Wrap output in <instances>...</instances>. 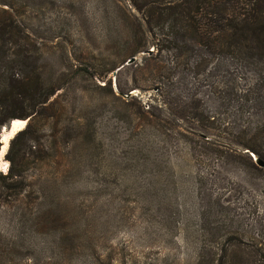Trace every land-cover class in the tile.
<instances>
[{"label": "rangeland", "instance_id": "obj_1", "mask_svg": "<svg viewBox=\"0 0 264 264\" xmlns=\"http://www.w3.org/2000/svg\"><path fill=\"white\" fill-rule=\"evenodd\" d=\"M132 14L129 0H0V19H14L45 54L44 77L65 85L51 98L56 117L35 122L10 154L25 153L30 166L20 189L0 190V264H199L229 242L241 246L231 264H264V173L231 151L264 115L240 118L228 98L256 74L228 57L194 72L198 47L181 38L178 52L151 44L118 66ZM155 97L156 117L140 115ZM197 110L216 128L205 130L209 149L204 131L177 116ZM14 121L0 130L3 176L11 140L29 123ZM64 127L77 142L66 145ZM32 139L48 150L33 155Z\"/></svg>", "mask_w": 264, "mask_h": 264}, {"label": "trees", "instance_id": "obj_2", "mask_svg": "<svg viewBox=\"0 0 264 264\" xmlns=\"http://www.w3.org/2000/svg\"><path fill=\"white\" fill-rule=\"evenodd\" d=\"M129 1L135 10V15L132 14L134 26L128 25L126 29L129 35L125 37V46L121 50L124 55L116 65L120 66L138 53L147 51L151 44L178 52L182 49L178 44L179 38L186 43L192 41L198 47V55L191 63L195 68L194 72L201 71L211 58L219 61L221 58L228 57L242 67H249L256 74L257 77L251 86L244 91L232 87L228 98L229 103L237 104L240 118L249 110L257 115H264V0ZM141 23L147 28L145 35L141 33ZM137 27L140 28V34L136 31ZM17 30L18 26L14 19L9 17L0 19V130L17 119L27 120L29 123L11 140L6 156L11 166L8 174L0 175L1 192H16L25 183L28 178L26 172L30 166L25 153L19 154L20 161H16L10 154L17 142L27 140V137L35 133V122H41L43 126H46L56 117L60 110L49 112L50 107L56 104V100L51 101V98L65 86L63 83L57 85L51 81L48 82L39 66L45 61V54L30 36H23V31ZM8 43L13 46V51H10ZM191 50L193 51V48ZM81 70L82 76L88 72ZM158 78L155 79L157 86L161 84L165 86ZM165 79L164 81L170 80L169 77ZM157 94L160 95L159 91ZM152 101L155 104L148 106V109L140 106V115L156 117L152 113V109L158 107L156 97ZM122 102L130 103L129 100H122ZM186 112L188 114L179 113L178 118L188 117L195 122L204 131V133L198 132L197 136L203 139L205 149H209L214 144L211 143L205 130L216 128L210 125L209 117L203 112L198 110ZM150 124L152 123L148 121L147 126H151ZM212 124L214 125V122ZM67 131L68 128L64 127L62 136L66 140V145L69 146L77 142L80 136ZM238 140L236 147L231 149L235 160H242L244 167L249 170L264 173V168L255 162V158L264 162V117L254 126L241 130ZM34 142H37L38 146L35 147L37 151H32L33 155L36 154L38 157L39 153L48 150L47 145L42 147L37 139ZM27 147L32 148L28 145ZM215 152L224 154L220 149ZM42 158L40 156L39 160ZM233 239L239 242L237 238ZM240 247L237 242L214 246V254L217 258L200 259L199 264H231L228 254L234 252L236 248L241 250ZM250 263L253 264V262Z\"/></svg>", "mask_w": 264, "mask_h": 264}, {"label": "water", "instance_id": "obj_3", "mask_svg": "<svg viewBox=\"0 0 264 264\" xmlns=\"http://www.w3.org/2000/svg\"><path fill=\"white\" fill-rule=\"evenodd\" d=\"M148 53H151V51H149ZM134 60H135V58H131V59L128 61V63H132ZM11 129H12V124H10V126L8 127V130H11ZM20 131H21V130H20ZM20 131H19V132H20ZM17 133H18V132H17ZM17 133H15V135H16ZM12 139H13V138H12ZM255 162H256V164H257L258 166L264 168V162H263V161H261V160L255 158Z\"/></svg>", "mask_w": 264, "mask_h": 264}, {"label": "bare ground", "instance_id": "obj_4", "mask_svg": "<svg viewBox=\"0 0 264 264\" xmlns=\"http://www.w3.org/2000/svg\"><path fill=\"white\" fill-rule=\"evenodd\" d=\"M8 141H9V136H4L3 139H2L1 153H3L5 151Z\"/></svg>", "mask_w": 264, "mask_h": 264}, {"label": "snow or ice", "instance_id": "obj_5", "mask_svg": "<svg viewBox=\"0 0 264 264\" xmlns=\"http://www.w3.org/2000/svg\"><path fill=\"white\" fill-rule=\"evenodd\" d=\"M16 123H17L16 121L13 122V124H12L13 128L15 127Z\"/></svg>", "mask_w": 264, "mask_h": 264}]
</instances>
